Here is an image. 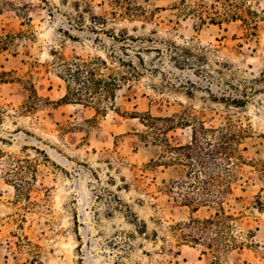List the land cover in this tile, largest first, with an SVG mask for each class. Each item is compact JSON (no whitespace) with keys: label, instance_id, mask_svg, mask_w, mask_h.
Returning a JSON list of instances; mask_svg holds the SVG:
<instances>
[{"label":"rangeland","instance_id":"1","mask_svg":"<svg viewBox=\"0 0 264 264\" xmlns=\"http://www.w3.org/2000/svg\"><path fill=\"white\" fill-rule=\"evenodd\" d=\"M0 35V264H264V0H0ZM53 50L140 74L106 113L62 103ZM149 115L174 117L172 144L200 122L247 130L210 242L170 227L220 206L166 192L181 172L153 163Z\"/></svg>","mask_w":264,"mask_h":264},{"label":"trees","instance_id":"2","mask_svg":"<svg viewBox=\"0 0 264 264\" xmlns=\"http://www.w3.org/2000/svg\"><path fill=\"white\" fill-rule=\"evenodd\" d=\"M217 15L222 16L219 13ZM200 18L204 20L203 16ZM211 20L215 22L217 19L211 17ZM9 37L13 36L0 35V46L9 42ZM70 38L73 39L72 36ZM52 54L55 58L53 64L59 71L58 76L66 84V92L61 102L95 105L94 107L100 113H106L109 107L107 102H114L116 92L124 82L140 74L138 71L136 74H129L127 71L118 70L110 59H104L101 56L68 58L55 50ZM112 58L117 56L112 54L111 60ZM118 62L123 66L127 64L122 57H118ZM26 89L29 94L26 109L32 111L41 106L45 99L38 94L34 85ZM180 120L181 124L186 125L191 121L183 116ZM160 121L175 122L174 117L149 115L148 127L155 130V133L161 132L163 135V137L158 135L155 139L163 142V149L158 160L153 163L163 164L165 167L173 166L181 172L177 178L165 182L166 192L175 202L194 208L207 204L220 206V209L209 218L200 220L191 217L189 221L170 227L175 231L176 227H180L179 235L184 239L208 242L213 238L209 235V231L215 225L218 226L226 219L233 217L225 212L223 202L233 192L232 182L237 178L239 167L245 164L240 145L247 130L232 122L210 127L200 122L193 127L192 139L188 143L172 144L167 138L165 129L159 126ZM169 126L171 125L168 124L166 129ZM22 189L24 185L21 191Z\"/></svg>","mask_w":264,"mask_h":264}]
</instances>
